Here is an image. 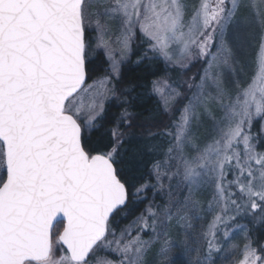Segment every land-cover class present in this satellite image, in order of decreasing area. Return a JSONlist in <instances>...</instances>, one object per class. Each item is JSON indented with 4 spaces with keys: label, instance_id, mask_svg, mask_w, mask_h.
<instances>
[{
    "label": "snow or ice",
    "instance_id": "snow-or-ice-1",
    "mask_svg": "<svg viewBox=\"0 0 264 264\" xmlns=\"http://www.w3.org/2000/svg\"><path fill=\"white\" fill-rule=\"evenodd\" d=\"M137 43L168 121L139 176ZM160 240L167 264H264V0H0V264H145Z\"/></svg>",
    "mask_w": 264,
    "mask_h": 264
},
{
    "label": "trees",
    "instance_id": "trees-1",
    "mask_svg": "<svg viewBox=\"0 0 264 264\" xmlns=\"http://www.w3.org/2000/svg\"><path fill=\"white\" fill-rule=\"evenodd\" d=\"M141 51L142 45L139 43L133 46L130 56L122 66V82L120 84L122 89L130 90L129 99L132 100L129 107V111L134 117L132 127L125 128L123 131L125 133L124 146L128 149L126 160L137 176L146 173L153 159L152 154L157 151L163 139L162 136L160 138L157 136L165 131L164 125L168 122L160 110L158 99L152 95L150 88L151 82L160 76L163 65L156 61H142ZM199 68L200 65L193 66L183 78L195 76ZM175 78L179 79L180 77L175 76ZM112 111L115 112L116 109L113 108ZM107 128L108 125H105L96 139L106 138ZM143 207L141 206V208ZM139 214V210L133 212L124 221V225L131 223ZM61 230L62 225L57 224L54 235ZM259 235V232L255 233V236ZM147 264H152L151 260Z\"/></svg>",
    "mask_w": 264,
    "mask_h": 264
},
{
    "label": "rangeland",
    "instance_id": "rangeland-1",
    "mask_svg": "<svg viewBox=\"0 0 264 264\" xmlns=\"http://www.w3.org/2000/svg\"><path fill=\"white\" fill-rule=\"evenodd\" d=\"M254 3H258L259 0H253ZM248 53V58L251 57L252 55V50L248 49L247 50ZM130 224V223H129ZM61 232V231H60ZM170 240H180L183 238V235L181 233H177V231L175 229L170 230V234L168 237ZM235 243H240V240L237 239L236 241H234ZM163 245V241L160 240L157 243H155L147 252V255L145 256V264L148 263V261L151 260L152 264H167V262L164 260V258L159 254L160 253V249ZM153 254V255H152ZM173 256L176 255L175 251L172 253ZM242 257L240 255L239 250H237L236 255L233 256L231 258V260L229 261V264H231L232 260H240Z\"/></svg>",
    "mask_w": 264,
    "mask_h": 264
},
{
    "label": "water",
    "instance_id": "water-1",
    "mask_svg": "<svg viewBox=\"0 0 264 264\" xmlns=\"http://www.w3.org/2000/svg\"><path fill=\"white\" fill-rule=\"evenodd\" d=\"M56 225H57V224H55V225L53 226V231H54V228H55Z\"/></svg>",
    "mask_w": 264,
    "mask_h": 264
}]
</instances>
